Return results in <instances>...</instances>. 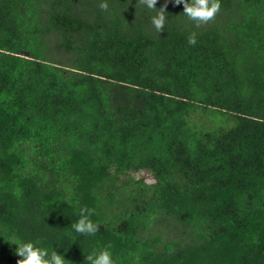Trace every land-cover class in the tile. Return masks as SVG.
Returning a JSON list of instances; mask_svg holds the SVG:
<instances>
[{
  "label": "trees",
  "instance_id": "16d2710c",
  "mask_svg": "<svg viewBox=\"0 0 264 264\" xmlns=\"http://www.w3.org/2000/svg\"><path fill=\"white\" fill-rule=\"evenodd\" d=\"M101 2L0 0V264L15 240L69 264L107 245L115 264H264V0L200 28L167 0L160 34L137 0ZM85 206L94 236L70 227Z\"/></svg>",
  "mask_w": 264,
  "mask_h": 264
},
{
  "label": "clouds",
  "instance_id": "9594fccd",
  "mask_svg": "<svg viewBox=\"0 0 264 264\" xmlns=\"http://www.w3.org/2000/svg\"><path fill=\"white\" fill-rule=\"evenodd\" d=\"M174 3L183 5L182 15L192 21L196 28L214 21L217 14L221 11L220 0H174ZM156 4L157 0H137L136 7H146L156 13L151 17V25L160 34L164 31L168 20L166 13L167 0L159 10H157ZM98 7L101 11L107 12L109 4L107 0H102ZM196 36V32H191L187 37V42L190 46L196 45ZM94 213L95 210L87 206L80 208L79 219L71 224V229L82 236H94L100 227L90 219ZM13 243L16 245L15 255L20 257L16 264H69L55 249L49 251L47 248L38 247L30 241L15 240ZM110 247L111 245H107L99 251L93 250L85 256V264H115L109 251Z\"/></svg>",
  "mask_w": 264,
  "mask_h": 264
},
{
  "label": "rangeland",
  "instance_id": "374dc122",
  "mask_svg": "<svg viewBox=\"0 0 264 264\" xmlns=\"http://www.w3.org/2000/svg\"><path fill=\"white\" fill-rule=\"evenodd\" d=\"M204 122L206 123L205 128L208 130L229 129L233 126V122L231 120L227 119L226 116L219 114H215L212 116L209 114L205 118ZM132 176L134 177V179H142L144 182L149 184L153 182L151 176L144 171H139Z\"/></svg>",
  "mask_w": 264,
  "mask_h": 264
}]
</instances>
